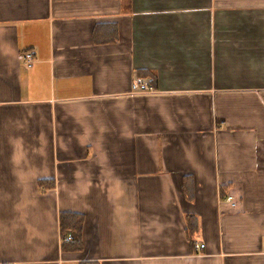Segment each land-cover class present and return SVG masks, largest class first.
Listing matches in <instances>:
<instances>
[{
    "label": "crops",
    "instance_id": "obj_1",
    "mask_svg": "<svg viewBox=\"0 0 264 264\" xmlns=\"http://www.w3.org/2000/svg\"><path fill=\"white\" fill-rule=\"evenodd\" d=\"M80 261L264 264V0H0V264Z\"/></svg>",
    "mask_w": 264,
    "mask_h": 264
},
{
    "label": "trees",
    "instance_id": "obj_2",
    "mask_svg": "<svg viewBox=\"0 0 264 264\" xmlns=\"http://www.w3.org/2000/svg\"><path fill=\"white\" fill-rule=\"evenodd\" d=\"M45 182L49 188H52L54 183L50 181H42L40 185H43ZM50 182V183H49ZM60 235L62 239L61 247L65 251H78L82 249L81 243V232L84 222V217L79 213L72 212H61L60 213ZM198 229L197 222L193 216H188V233L191 235ZM74 231L77 234L76 240L67 239L68 232ZM75 264H100L97 261H80Z\"/></svg>",
    "mask_w": 264,
    "mask_h": 264
},
{
    "label": "built area",
    "instance_id": "obj_3",
    "mask_svg": "<svg viewBox=\"0 0 264 264\" xmlns=\"http://www.w3.org/2000/svg\"><path fill=\"white\" fill-rule=\"evenodd\" d=\"M25 60L28 66H31L34 62V57L32 53L28 52L25 54ZM132 90L133 92H153L154 88L153 86L149 83V81L146 80H135L132 83ZM228 199L231 201L232 197L229 196ZM67 239L72 240L73 236L72 234H68ZM201 247H204V244L201 245Z\"/></svg>",
    "mask_w": 264,
    "mask_h": 264
}]
</instances>
